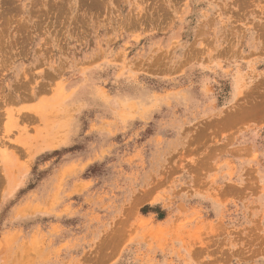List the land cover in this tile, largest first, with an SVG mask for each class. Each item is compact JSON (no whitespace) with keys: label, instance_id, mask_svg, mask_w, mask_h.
<instances>
[{"label":"rangeland","instance_id":"374dc122","mask_svg":"<svg viewBox=\"0 0 264 264\" xmlns=\"http://www.w3.org/2000/svg\"><path fill=\"white\" fill-rule=\"evenodd\" d=\"M0 264H264V0H0Z\"/></svg>","mask_w":264,"mask_h":264}]
</instances>
